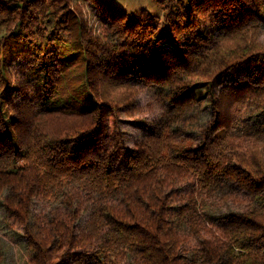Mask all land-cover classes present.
Instances as JSON below:
<instances>
[{
    "label": "trees",
    "instance_id": "trees-1",
    "mask_svg": "<svg viewBox=\"0 0 264 264\" xmlns=\"http://www.w3.org/2000/svg\"><path fill=\"white\" fill-rule=\"evenodd\" d=\"M158 3L0 0V208L24 264H264V0ZM146 91L163 112L128 148Z\"/></svg>",
    "mask_w": 264,
    "mask_h": 264
},
{
    "label": "rangeland",
    "instance_id": "rangeland-1",
    "mask_svg": "<svg viewBox=\"0 0 264 264\" xmlns=\"http://www.w3.org/2000/svg\"><path fill=\"white\" fill-rule=\"evenodd\" d=\"M108 2L116 8L129 13H139L144 9L150 11L153 14L163 15V8L158 3V0H108ZM84 17L89 22L90 26L95 29H100V25L104 22V16L100 11L86 5L84 10ZM261 40L264 42V31L261 35ZM30 68V62L27 60L15 62L12 70L13 72L26 73ZM140 103L144 108V112L135 118H129L122 116V128L126 134V145L128 148H133L137 140L144 134V132L149 127L148 125L160 117L163 109L156 101V96L154 91L143 92L140 96ZM208 115V112L206 113ZM204 116V119H209L208 116ZM125 162H122V165ZM39 211H43V207L39 206ZM231 208L229 206H224V212L229 211ZM22 239L15 235L14 233L7 230L6 227L2 225V211L0 208V250L6 257V262L4 264H24V253L20 248ZM3 250V251H2Z\"/></svg>",
    "mask_w": 264,
    "mask_h": 264
}]
</instances>
